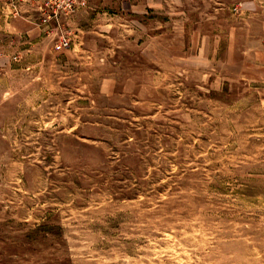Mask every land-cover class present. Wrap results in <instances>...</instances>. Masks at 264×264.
<instances>
[{
  "label": "rangeland",
  "instance_id": "obj_1",
  "mask_svg": "<svg viewBox=\"0 0 264 264\" xmlns=\"http://www.w3.org/2000/svg\"><path fill=\"white\" fill-rule=\"evenodd\" d=\"M0 264H264V0H0Z\"/></svg>",
  "mask_w": 264,
  "mask_h": 264
},
{
  "label": "built area",
  "instance_id": "obj_2",
  "mask_svg": "<svg viewBox=\"0 0 264 264\" xmlns=\"http://www.w3.org/2000/svg\"><path fill=\"white\" fill-rule=\"evenodd\" d=\"M69 9H72L71 4L68 5ZM69 38L63 37L57 44H56V49L58 51H63L65 49H68L71 46V41H69Z\"/></svg>",
  "mask_w": 264,
  "mask_h": 264
}]
</instances>
